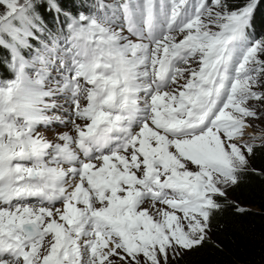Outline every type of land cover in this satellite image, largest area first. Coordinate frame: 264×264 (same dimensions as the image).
<instances>
[{
    "label": "snow or ice",
    "instance_id": "obj_1",
    "mask_svg": "<svg viewBox=\"0 0 264 264\" xmlns=\"http://www.w3.org/2000/svg\"><path fill=\"white\" fill-rule=\"evenodd\" d=\"M261 3L93 0L72 15L46 0L67 35L26 60L43 6L0 0V264H169L200 246L253 151ZM57 96L68 121L46 115ZM53 121L74 134L46 139Z\"/></svg>",
    "mask_w": 264,
    "mask_h": 264
},
{
    "label": "trees",
    "instance_id": "obj_2",
    "mask_svg": "<svg viewBox=\"0 0 264 264\" xmlns=\"http://www.w3.org/2000/svg\"><path fill=\"white\" fill-rule=\"evenodd\" d=\"M22 1V0H21ZM42 23L52 30L51 23L58 14L38 0ZM64 11L76 15L85 10L91 0H58ZM239 5L243 0H229ZM64 17L63 13L59 14ZM257 19L264 20V0L257 9ZM19 26L18 21H13ZM264 34V28L260 29ZM6 40L10 38L4 36ZM36 46V45H35ZM8 50L0 47V75L5 73L2 63L8 59ZM264 92V91H263ZM248 163L237 173V182L225 196L216 197L220 208L214 210L204 242L191 251L169 260V264H264V148L253 147Z\"/></svg>",
    "mask_w": 264,
    "mask_h": 264
},
{
    "label": "rangeland",
    "instance_id": "obj_3",
    "mask_svg": "<svg viewBox=\"0 0 264 264\" xmlns=\"http://www.w3.org/2000/svg\"><path fill=\"white\" fill-rule=\"evenodd\" d=\"M22 2V1H21ZM0 11H3V6H0ZM256 91H264V88H257ZM50 102V101H49ZM248 107L252 108L256 113V118H248L247 123L250 127H246L244 130L243 141L247 144H251L253 147H262L264 148V101H249ZM54 116H60L61 119L68 121L71 116L70 108L66 109L63 105H59L57 109L52 110ZM57 122V121H56ZM72 125L69 123L67 126L58 122L56 125H48L46 128L38 127L39 132H42V135L48 140H55V137L59 132H69V134H74L71 132ZM245 153L248 159L247 151ZM231 186V185H230ZM228 186L226 191L229 189ZM112 259H117L113 257ZM170 260H172L170 258Z\"/></svg>",
    "mask_w": 264,
    "mask_h": 264
}]
</instances>
